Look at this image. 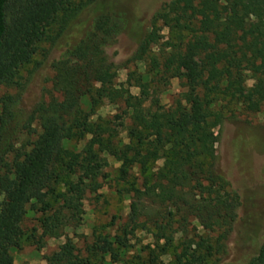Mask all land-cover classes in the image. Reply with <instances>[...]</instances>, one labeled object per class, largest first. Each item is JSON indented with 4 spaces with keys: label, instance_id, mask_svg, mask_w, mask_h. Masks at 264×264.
I'll use <instances>...</instances> for the list:
<instances>
[{
    "label": "trees",
    "instance_id": "16d2710c",
    "mask_svg": "<svg viewBox=\"0 0 264 264\" xmlns=\"http://www.w3.org/2000/svg\"><path fill=\"white\" fill-rule=\"evenodd\" d=\"M84 11L88 19L81 37L49 63L56 96L37 103L19 120V96L8 90L19 86L21 71L32 63L38 47H58ZM151 24L133 60H143L163 40L160 32L166 28L169 36L162 46L169 53L164 67L177 74L184 70L188 91L169 107L145 111L137 97L114 83L118 67L106 49L126 28L109 0L77 5L71 0H0V264H14L11 251L18 246L28 209L48 212L59 202L66 209H79L82 181L73 179L97 176L104 163L95 148L122 165L162 162L141 189H133L130 223L137 222V209H158L166 223L152 221L158 240L166 239L164 246L172 240L167 231L173 225L186 232L191 220L208 232H219L215 245L208 238L190 242L183 264H218L212 258L226 253L240 198L214 169L218 137L210 125L222 122L214 107L223 98L245 104L264 99V0H171L154 13ZM246 72L255 83L244 94ZM103 100H122L130 114V143L120 151L106 147L101 126L90 124ZM35 126L39 133L34 143L16 141L20 131L36 134ZM86 134L91 138L81 152L65 147ZM136 226L126 225L112 239L97 237L90 252L114 260V246L126 247V237ZM70 250L64 246L57 261L68 258ZM245 264H264V242Z\"/></svg>",
    "mask_w": 264,
    "mask_h": 264
},
{
    "label": "rangeland",
    "instance_id": "374dc122",
    "mask_svg": "<svg viewBox=\"0 0 264 264\" xmlns=\"http://www.w3.org/2000/svg\"><path fill=\"white\" fill-rule=\"evenodd\" d=\"M71 1L77 5L88 0ZM169 1L109 0V6L119 13L126 28L116 43L106 49L109 60L118 67L114 83L137 97L145 111H154L157 106L169 107L183 99V94L188 91L185 71L179 70L177 74L174 68L166 70L164 67L169 53V49L162 46L169 36L166 28H161L163 40L153 45L143 60H133L139 40L152 28V16ZM87 19L88 13L82 12L58 47L51 48L47 44L38 47L32 63L21 71L19 86L8 90L9 94L19 96V120L25 119L37 103L56 96L51 87L53 72L49 63L81 37ZM157 27L161 24L157 23ZM254 83L255 78L246 72L244 94ZM83 108L87 109L85 104ZM214 109L222 115L221 124L210 125L218 137L214 169L238 193L240 204L226 242V253L215 255L212 262L219 259L218 264H245L264 242V99L260 103L245 104L223 98ZM90 124L101 126L103 144L113 151H120L130 143L128 130L132 121L122 100L114 104L103 100L90 118ZM34 129V135L18 132L16 141L19 144L34 143L39 133L37 126ZM90 138V134H86L83 139L71 140L65 147L81 152ZM95 151L104 164L94 180L83 175L73 179L78 184L79 178L82 181L79 184L83 189L79 209H66L62 202L48 212L27 208L21 223L22 236L17 248L11 251L14 264H183V252L190 242L208 238L211 244H216L219 232H208L191 220L186 232L173 225L167 231L172 240L164 246L166 239L158 240L156 233L157 225L166 223L165 218L157 214L158 209H137V226L126 237V247L114 246L117 258L112 260L99 252L92 254L90 247L97 237L112 239L122 235L121 230L126 225L131 228L136 224L130 223L133 189H141L144 179L162 164L158 161L146 166L122 165L110 153H101L97 148ZM154 219H157V225L152 221ZM64 246L71 248L70 256L57 261L56 255ZM194 249L192 246L191 250ZM116 259L119 262H114Z\"/></svg>",
    "mask_w": 264,
    "mask_h": 264
}]
</instances>
